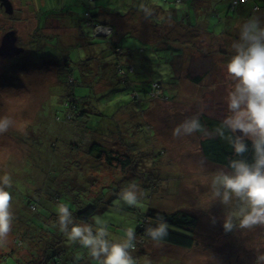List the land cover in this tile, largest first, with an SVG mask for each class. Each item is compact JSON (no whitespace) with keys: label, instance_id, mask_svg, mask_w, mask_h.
Wrapping results in <instances>:
<instances>
[{"label":"rangeland","instance_id":"374dc122","mask_svg":"<svg viewBox=\"0 0 264 264\" xmlns=\"http://www.w3.org/2000/svg\"><path fill=\"white\" fill-rule=\"evenodd\" d=\"M10 1L12 15L0 10V39L12 26L22 52L0 54V253L14 249L18 258L25 256V245L16 243L28 236L22 229L31 230L23 220L42 217V208L33 211L30 205L39 199L42 202L38 195L43 190L71 181L82 190L83 184L88 196L99 194L105 208L94 215L95 227L105 240L115 238L112 244L79 247L76 252L80 257L85 253L87 263L111 264L113 253L123 250L124 254L117 255L126 264H264V178L243 176L207 160L194 124L208 115L228 123L241 136L264 137V0H249L258 7L249 15L239 12L243 6L226 13L229 1L225 0L214 7L217 0ZM86 2L108 4L122 14L111 22L117 27L111 40L123 35L122 44L134 48L131 58L139 70L130 78L125 79L123 67L115 75L114 64L107 73L97 75L96 69L90 77V67L97 64L85 61L82 56L88 46L79 42L70 46L69 66L63 65L57 79L55 69L40 60V56L58 59L66 54L88 7ZM149 4L177 8L171 18L184 28L187 42L196 39L197 27H204L207 33L202 43L207 51L212 47L214 58L195 56L191 63L188 50L179 56L170 48L150 50L148 41L153 40L151 28L157 13L149 17L129 10L135 6L147 9ZM44 11L62 19H47L38 27L37 12ZM107 28L96 25L94 29L103 35L110 31ZM41 34L57 35L62 43L48 37L44 46L42 40L33 46V39ZM210 34L222 37L224 45L210 40ZM102 49L98 42L91 53L109 59ZM25 53L21 60L17 58ZM143 56L150 60L142 62ZM243 57L247 61L239 66L237 61ZM9 63L17 69H10ZM171 66L179 75L172 77ZM102 67L107 70V65ZM8 70L11 73L4 75ZM187 73L201 78L191 81ZM151 80L165 83L169 98L159 89L150 98L146 91ZM133 88L138 99L130 98ZM79 107L84 112L76 115ZM67 112L72 118H66ZM208 131L205 127L202 133ZM92 141L107 151L125 154L130 166L122 170L90 154ZM148 207L197 215L194 246L156 241L146 233L144 240L138 236L133 247H127L131 223ZM77 228L81 240L93 224L77 223ZM37 241L33 256L40 257L50 249Z\"/></svg>","mask_w":264,"mask_h":264},{"label":"trees","instance_id":"16d2710c","mask_svg":"<svg viewBox=\"0 0 264 264\" xmlns=\"http://www.w3.org/2000/svg\"><path fill=\"white\" fill-rule=\"evenodd\" d=\"M220 1L223 0L215 1L213 7ZM225 1H229V4L226 8V13L227 10H237L242 6L244 8H240L239 12H241V14L243 13L244 15H249L258 9L257 6L253 7V5L249 4V0ZM171 2L178 3L182 2V0H172ZM85 5L88 7H86L83 18L80 21V26L76 28L77 34L75 35L74 40H70L69 45L66 46V54H62L63 56L59 57L58 59H54L48 55H46L44 58L40 56V60L49 67H53L55 69L54 73L56 75V73H60V69L65 68L63 65L69 66V59L67 61V58L70 57V46H77L79 42V44H82V46L85 44L88 46L87 52L84 54V56H82L84 57L85 61L89 60L92 64H97L93 68L90 67V77L93 76L92 74L96 69L97 75L107 73L113 68V65L111 64H114L115 67L113 71H115V75L117 73L119 74L118 71L123 67L126 70L125 79L128 77L130 78V74L139 70V67H136L135 62L131 58V50L134 51V48L131 49L129 45L122 44L123 40L121 37H124L123 35L118 37V39L113 43L111 40L112 35L117 34V27L113 26L111 22L113 19L117 18V16H122V14H120V11H113L110 7H108V4H90L89 2H86ZM152 6L153 8H151ZM135 7L136 9H129L131 10L130 12H132V10L136 12H142L146 16L149 13H157L156 21L153 24L154 27L151 28L153 40L148 41L150 50L155 52L159 50L164 51L170 48L172 50L171 53H173L174 56L184 55L186 50H188L192 56L191 63L193 60H195V56L201 59H210V56L214 58L212 47H210V51H207L204 47V43H202L205 39V34L207 33L204 27H197L196 39L189 40V42H187L188 36L186 35L184 28L180 27V25L171 18V16L177 12V8L170 6L168 9H163L156 4H149L147 9H142L137 6ZM2 8L6 14L12 15L13 12L7 13L4 6L0 4V9ZM61 9L59 12H62L63 9ZM214 10H217V8ZM69 12H72V8L69 9ZM37 13L39 22L38 27H40L41 24H45L44 21L47 19H62L61 16H56V14L54 15V18H52V16L49 14H46V11ZM148 16L150 17V15ZM159 16L163 17L160 19ZM96 25H101L102 27L107 26L110 31H108L107 34L99 35L94 29ZM85 29H87V31ZM9 30L14 29L9 27L7 31ZM185 36L186 39L184 38ZM48 37H56L58 38L57 44L62 43L57 35L41 34L33 39L34 44L32 43V45L36 47L39 44L36 42L42 40L44 46L48 42ZM180 38L182 40H180ZM97 39L103 41L100 42ZM212 39L213 41L217 42L224 41L222 37L216 38L214 35H211L210 40ZM98 42L103 47L102 53L104 52L105 48L106 53L110 55L108 56L109 59H107L106 55L104 56L105 59H99L100 55L91 53L93 47L97 45ZM111 43L113 44L112 47L110 46ZM221 44L224 45V42H221ZM178 49H181L183 52L178 54ZM20 55L17 58L21 60L23 56H27V53H25V55ZM149 60L150 58L148 56H143L142 58V62ZM246 61V58L243 57L242 59H238L237 62L238 64L239 62L242 64ZM201 63L204 65L206 64V62ZM241 64H239V66H241ZM105 65H107V70H104V67H102ZM8 66H11L10 69H17L18 67L15 66L14 63H9ZM189 67L190 64L188 69ZM170 72L172 77H174L175 74H178L175 72V70H173V66L170 67ZM5 73L6 74L4 75H8V73L11 72L8 70L5 71ZM188 73L186 74V77L191 81L197 82L201 78L199 74L189 76ZM57 77L58 76L56 75V79ZM119 78L122 77L119 76ZM179 79L180 76H178V80ZM130 82L133 83L131 80ZM3 83L6 85L9 84L7 81ZM162 84H164V86ZM177 84L178 83H176L175 86ZM147 86L148 89L146 93H150V98L152 92L157 89L162 92L165 98H169V95L165 92V83L151 80ZM109 88H114V86L111 85ZM131 91L130 98L133 100L138 99V91L135 88H133ZM83 112V108L79 107L76 109V115L82 114ZM72 116L73 114H70L69 112L66 113L67 119L72 118ZM194 124L195 127L198 128V132L200 134V148L202 154L207 160L216 164H220L227 169L243 176L264 178L263 136L249 138L238 135V133L236 131L234 132L228 123H221V121L210 118L208 115L200 116L199 119L195 120ZM205 127L208 128V133H202V131L205 130ZM99 146H101V144H99L97 141H92L88 152L90 154L95 153L98 158L104 157L107 160V163L113 165L114 167L119 166L122 170H125V168L130 166V161L126 157H123L125 154H116L115 151H107V149L104 147L100 148ZM81 185L83 190L87 189L83 184ZM77 186L78 184L74 185L71 181H69L58 185V187H54L52 185L50 190H43L42 193L38 195V198H42V202H39V199L30 206L33 211H36L39 209V207L42 208V217H36L33 215L30 216L29 219L25 218L23 220L24 224L31 230L22 229L23 233L27 234L28 236L24 235L26 237L25 240L19 239L16 242L19 245H25V250L27 251L25 256L18 258V253L16 254L14 249H10L9 252L0 253V264H90L87 263L89 260H87L88 256L85 253H82L83 255L80 257L76 252L79 247L86 245V247L90 248L91 245L96 242H109L110 244L114 242L115 238L113 239L109 237L107 240L102 238V236L99 235L101 232H98L101 230L95 227L97 221L94 215L99 214L102 212V209L105 208L103 207V202H100L101 198L99 194L97 193V195L88 196L80 187ZM29 222H31V224ZM89 222L93 224V228L87 231V238L80 240V236L76 231V229H78L77 223ZM131 224L133 225L131 227L132 229H130L131 231L127 233V247L129 245L132 246L133 240L138 238V236L141 240H144L143 235L148 233L153 240L166 242L184 248H191L195 244L194 230L198 224V216L183 210H174L169 212L158 208L148 207L145 212H142L137 216L136 222H132ZM37 238L40 239V241H37V243H47L49 246L47 249H50L48 251H44V254L40 257H35V255L33 256L36 251L34 247L36 245ZM45 239L49 240L46 241ZM105 249L108 250L109 253H113L110 252L112 250L110 247H105ZM30 251L32 252L31 255ZM119 251L120 252L113 253V259L110 261L111 264H126V259H123L121 256L117 255L118 253L124 254V251ZM26 258L28 259L25 260ZM119 260L122 261L119 262Z\"/></svg>","mask_w":264,"mask_h":264},{"label":"water","instance_id":"95a60500","mask_svg":"<svg viewBox=\"0 0 264 264\" xmlns=\"http://www.w3.org/2000/svg\"><path fill=\"white\" fill-rule=\"evenodd\" d=\"M0 4L4 6L7 13L13 12V7L10 0H0ZM17 36L14 30H9L5 32L0 40V54L12 55L14 51L20 52L21 48H18L16 45ZM238 135H241L242 132L236 130Z\"/></svg>","mask_w":264,"mask_h":264},{"label":"flooded vegetation","instance_id":"af4514ba","mask_svg":"<svg viewBox=\"0 0 264 264\" xmlns=\"http://www.w3.org/2000/svg\"><path fill=\"white\" fill-rule=\"evenodd\" d=\"M1 10V9H0ZM2 11H3V8H2ZM7 15H9V14H7ZM1 27V26H0ZM10 27H12V26H10Z\"/></svg>","mask_w":264,"mask_h":264},{"label":"built area","instance_id":"2783aa9c","mask_svg":"<svg viewBox=\"0 0 264 264\" xmlns=\"http://www.w3.org/2000/svg\"><path fill=\"white\" fill-rule=\"evenodd\" d=\"M107 30H109L108 28H107ZM153 93V92H152Z\"/></svg>","mask_w":264,"mask_h":264}]
</instances>
